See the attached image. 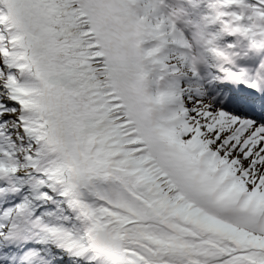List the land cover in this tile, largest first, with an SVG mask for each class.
Listing matches in <instances>:
<instances>
[{"label": "snow or ice", "instance_id": "obj_1", "mask_svg": "<svg viewBox=\"0 0 264 264\" xmlns=\"http://www.w3.org/2000/svg\"><path fill=\"white\" fill-rule=\"evenodd\" d=\"M224 3L0 0V264H264V0Z\"/></svg>", "mask_w": 264, "mask_h": 264}, {"label": "rangeland", "instance_id": "obj_2", "mask_svg": "<svg viewBox=\"0 0 264 264\" xmlns=\"http://www.w3.org/2000/svg\"><path fill=\"white\" fill-rule=\"evenodd\" d=\"M166 3H168L173 8L181 9L184 13L183 16L180 17L179 23H181V26L183 25L184 21L188 18H191L192 22L195 27L194 31H201L202 32V25L203 21L201 17L203 15H207L211 13V9L208 7V4L210 3V0H166ZM220 25H214L211 26L212 31L219 30ZM187 34V32H186ZM236 37L229 36L227 40H223L222 44H228V43H235ZM246 44L247 41H244ZM236 51H240L239 48L236 49ZM262 57L261 52L257 53L254 50L247 51V55H244L243 53L241 56L237 59V63L240 67L249 68L251 70H254L257 66V62ZM208 63H212L213 65L218 63L217 60L210 57H202V62H200L201 65H207ZM205 70V72L208 71V69H202ZM204 72V71H203Z\"/></svg>", "mask_w": 264, "mask_h": 264}, {"label": "clouds", "instance_id": "obj_3", "mask_svg": "<svg viewBox=\"0 0 264 264\" xmlns=\"http://www.w3.org/2000/svg\"><path fill=\"white\" fill-rule=\"evenodd\" d=\"M212 2L215 4V8L213 9V15L217 16L219 19L222 20L223 17H222V15H221V13H223V12L225 11L226 7H227V6L225 5V3H224V0H212ZM240 10H241V13H242V14L246 13V11H247V6L242 4V5L240 6ZM174 11H175L176 13H180L182 10L176 8V9H174ZM179 18H180V16L178 15V16H177V19H179ZM241 35H243V34H241ZM261 39H264V37H261ZM247 47H248V49H249L250 51H251V50H254V51H256L257 53H259V50H258V49H253L251 43H249V45H248ZM202 57H203V55L197 57V61H198L199 63L202 62Z\"/></svg>", "mask_w": 264, "mask_h": 264}, {"label": "bare ground", "instance_id": "obj_4", "mask_svg": "<svg viewBox=\"0 0 264 264\" xmlns=\"http://www.w3.org/2000/svg\"><path fill=\"white\" fill-rule=\"evenodd\" d=\"M228 38H229V36H227V37L225 38V40H227ZM261 54L264 56V51H262ZM254 70H255V69H254ZM203 71L205 72V70H202V72H203Z\"/></svg>", "mask_w": 264, "mask_h": 264}]
</instances>
